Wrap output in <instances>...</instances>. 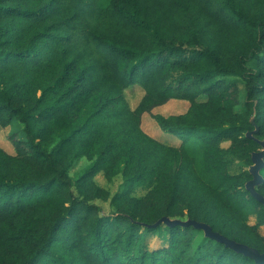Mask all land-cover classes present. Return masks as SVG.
<instances>
[{
    "label": "trees",
    "instance_id": "obj_1",
    "mask_svg": "<svg viewBox=\"0 0 264 264\" xmlns=\"http://www.w3.org/2000/svg\"><path fill=\"white\" fill-rule=\"evenodd\" d=\"M171 99L188 111L153 116L178 146L142 128ZM14 119L25 138L0 146V264H257L200 228L152 226L163 216L264 252L252 174L229 170L264 140V0H0V124ZM82 156L93 163L74 179ZM102 170L124 175L109 215L93 202L110 198Z\"/></svg>",
    "mask_w": 264,
    "mask_h": 264
},
{
    "label": "rangeland",
    "instance_id": "obj_2",
    "mask_svg": "<svg viewBox=\"0 0 264 264\" xmlns=\"http://www.w3.org/2000/svg\"><path fill=\"white\" fill-rule=\"evenodd\" d=\"M232 79V78H228ZM240 87V99L241 102L245 99V88L242 82L239 83ZM144 88L135 84L128 87L125 90V97L129 105L135 108L144 95ZM190 107V102L182 99H171L166 104L156 107L152 113H145L142 119V128L146 133L155 139L161 140L163 142L178 146L181 142L180 138L172 133L164 131L157 120L154 118L153 114H161L164 116H170L174 114H181L188 111ZM243 105L239 104L236 106L237 111H242ZM257 130V129H256ZM18 134L20 138H25L23 131V124L18 120L14 119L8 126H2L0 124V146L6 149L10 153H15V145L11 136ZM254 134L253 132L251 133ZM230 141H225L224 146H229ZM94 159H89L85 156L75 158L72 164V168L69 171L70 175L76 179L84 170L93 163ZM250 164L247 161L246 155H230L229 156V170L233 174H238L243 171L249 170ZM95 181L98 185L109 191L110 198H95L93 202L100 205V212L104 215L112 214L115 208L111 204V198L119 191L124 188V175L119 173L115 175L112 179H108L105 172L102 170L98 172L95 177ZM147 191L146 188H138L135 190L134 194L142 195ZM249 223L251 225L257 223V216L255 214L250 215ZM259 232L264 235V224L258 228ZM162 235L159 232L151 233L149 236V245L151 248L161 245Z\"/></svg>",
    "mask_w": 264,
    "mask_h": 264
},
{
    "label": "water",
    "instance_id": "obj_3",
    "mask_svg": "<svg viewBox=\"0 0 264 264\" xmlns=\"http://www.w3.org/2000/svg\"><path fill=\"white\" fill-rule=\"evenodd\" d=\"M251 133L252 132H248V135L252 136ZM259 142L262 145V148L260 150L252 152L253 163L249 167V171L252 174V178L247 181L246 188L250 191L252 196H254L258 201L264 204V194L257 190L258 185L261 184L264 179L263 175L261 174V170L264 167V140H259ZM161 223L170 226L182 225L200 228L204 230L205 235L223 241L235 250L254 258L257 264H264V252L260 251L256 247L250 246L243 242L236 241L235 239L229 238L221 234L220 232L215 231L209 223L191 218L181 219L163 216L152 226H158Z\"/></svg>",
    "mask_w": 264,
    "mask_h": 264
}]
</instances>
